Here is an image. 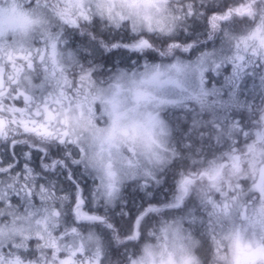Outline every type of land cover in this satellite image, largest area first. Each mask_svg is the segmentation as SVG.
I'll use <instances>...</instances> for the list:
<instances>
[{
	"label": "snow or ice",
	"instance_id": "6c2138e0",
	"mask_svg": "<svg viewBox=\"0 0 264 264\" xmlns=\"http://www.w3.org/2000/svg\"><path fill=\"white\" fill-rule=\"evenodd\" d=\"M196 3L0 0V148L11 154L20 150L13 146L23 144L34 161L19 164L11 182L0 174V182L11 185L0 197V264H99L83 258L85 237H77L75 230V239L58 231L61 212L50 181L61 168L66 174L70 165L82 166L97 175V194L103 190L111 199L126 177L143 174L145 184L158 180L153 167L173 152L161 139L165 125L159 112L148 110L162 103L155 90L163 73L146 66L143 72L103 79L107 72L96 66L106 69L117 49L132 48L137 40L136 51L151 47L149 34L171 33L178 22L197 15ZM206 8L201 5V13ZM210 16L213 26L248 24L242 38L264 49V0H224ZM52 18L75 29L90 28L72 44L74 50L83 45L76 51L78 72L64 66ZM101 22L116 37L101 32ZM246 52L264 56L255 48ZM242 135L244 141L236 140L228 152L210 160L198 159L199 166L180 179L185 197L199 193L209 208L199 226L163 217L128 233L112 225L122 246H115L111 235L104 239L119 264H264V133ZM76 191L80 219L106 223V217L88 211L86 194ZM196 204L193 196L189 206ZM17 247L38 251L25 260L12 254Z\"/></svg>",
	"mask_w": 264,
	"mask_h": 264
},
{
	"label": "flooded vegetation",
	"instance_id": "af4514ba",
	"mask_svg": "<svg viewBox=\"0 0 264 264\" xmlns=\"http://www.w3.org/2000/svg\"><path fill=\"white\" fill-rule=\"evenodd\" d=\"M223 3L224 0H197V15L187 21L178 22L171 35L149 34L148 39L151 41V47L136 51L135 48L139 47V40H137L132 48L125 49L122 47L117 49L118 54L112 57L106 69L104 65H98L96 70L106 71L108 75L102 78L108 79L122 68L134 67L136 62L141 64L143 60H148L150 63H157L150 61L152 60L151 58L157 56L164 58L175 54H182V57H185L198 53L203 49L205 52H211L212 60L215 58L219 59L220 57H213L212 53L218 50L216 47L222 39L230 35L233 36V41L238 42L240 40L239 36L246 30H250L248 24L234 23L232 21L224 24L217 22L216 26H213L210 13L213 10L222 9ZM201 5H207L203 13H201ZM193 23L202 24L204 31L191 32V24ZM52 29L53 34L60 43L64 66L69 70L78 72L76 51L83 50V45L78 44L77 49L74 50L72 44L75 36L79 35L82 38L83 33L89 31L90 28L82 26L81 29H75L71 25L60 23L55 18H52ZM100 31H109L112 37H116V33L105 28L103 22L100 24ZM191 40H193L192 43ZM239 45L243 46V49L238 48ZM253 48L264 54V49H260L256 42L251 45L237 43L234 49L224 56V64L220 63V66H217V60L205 72L206 100L212 102L211 105L209 104L205 108L204 112L209 134H214L213 136L218 137V144H221L223 137L228 134L231 136L230 144L216 147L220 152H228L236 140L244 141L246 137L242 135V132H248L249 138H254L256 132L264 133V56L246 52V50ZM105 54L108 55L107 52ZM238 57H243V59ZM188 103L186 109H179L178 112L187 110L188 114H191V102ZM3 143V141H0V144ZM13 147H18L20 149L19 152L13 151L9 154L3 148H0V174L3 175L6 182H11L12 174L16 171L19 164L24 162L34 163L32 161V153L23 144ZM72 154H75L74 151ZM174 163L178 162H173L172 164ZM25 166L27 167V164ZM31 172L32 169L29 168L28 173L25 174V179H27L28 175H31ZM165 172L162 171L161 175L157 176L158 180L156 182H160V187H157L154 192L153 189L157 184L151 183V181L145 184V177L141 174L137 175L134 180L130 181L132 183L127 182L122 188L121 200L119 199L117 204L115 203L111 206L106 201V195L97 194L96 189L99 181L95 174L93 176L87 169L82 166L77 167L75 164L70 165L66 174L65 169H59L55 173L56 179L50 181L49 184V187L55 190L54 194L57 199L54 203L61 212L58 231L73 237V231L75 230L77 237L86 238L84 259L99 260V264H116L117 258L111 255L108 243L104 239L106 234L111 235L113 244L118 247L122 246L119 243L121 237H118L112 229L113 224H118L123 233H128L137 224L141 228L147 229L158 223L159 219L166 216V214L175 215V212H173L174 208H172L174 204L168 200L175 187H178V183L184 174L172 178L173 185L164 197L163 191L165 189L162 188L161 191V180L163 181L162 174ZM166 180L169 181L170 178ZM6 182H0V197L5 196L11 186L10 183ZM174 183L176 186H174ZM77 188L86 194V201H91V208L88 211L95 213L97 216L106 217V223L97 224L92 221V224L88 225L80 219L74 209L75 199L78 195ZM135 193L141 196L144 195L145 198L142 200L133 198ZM153 194L154 196H152ZM192 198L193 194L191 195ZM185 199V196L181 197L179 203L183 204ZM23 205L24 201H21V204L17 205V207L19 208ZM166 205L170 207H166ZM152 207L159 208L161 211H149ZM202 208L206 211L209 210L206 204H203ZM199 213L204 215L207 212ZM195 214H198V212H193V216ZM193 220L196 223L193 225L199 226L203 218L202 220ZM87 241L90 242L86 244ZM131 250L129 249V251ZM37 251L38 249L36 248L17 247L12 251V254L27 260L35 257Z\"/></svg>",
	"mask_w": 264,
	"mask_h": 264
},
{
	"label": "rangeland",
	"instance_id": "374dc122",
	"mask_svg": "<svg viewBox=\"0 0 264 264\" xmlns=\"http://www.w3.org/2000/svg\"><path fill=\"white\" fill-rule=\"evenodd\" d=\"M248 31L249 30H246L239 36L240 40L238 42L233 41V36L230 35H227L225 39H222V41L219 42V45L216 47L218 50L212 53L213 57H220L219 59L215 58L214 60H212L211 52H205L203 49L198 53L190 54L189 56L185 57H182V54L167 56L162 59V62L159 61L157 63H150L148 60H143L141 64H137L136 62L134 67L122 68L116 71L115 75H118L121 72H143L145 70V67L147 66L149 69L158 68L159 71L163 73L162 81L158 88L155 90L156 95L158 96L159 100L162 101V103L156 105L155 109L149 107L148 110L159 112L160 117L164 121L165 125V134L161 137V139L164 140V142L171 149H173V152L164 154L163 164L156 165L152 169L156 176H160V173L162 171L165 172L168 168V170L162 174L163 181L161 180V191L162 188L165 189V191H163L164 197L173 185L172 178L174 176L178 177L180 175H183L185 171L191 170L193 167H198L199 165L195 163V161H197L198 159L203 158L210 160L214 156H219L220 154L225 153L220 152L216 147L230 144V134L222 138L221 144L217 143L218 137L213 136L214 134H209V129L204 112L205 108L209 104L211 105L212 102L206 100L205 72L206 70H209L210 65L214 64L217 60V66H220V63L224 64V56L229 53L230 50L234 49L235 44L245 43V45H251L253 42H255L251 40L245 41L242 38V36ZM173 32L174 30L171 33L163 34L171 35ZM239 48L243 49V46L239 45ZM128 69H130L131 71H127ZM188 102H191V110L193 111V113L187 114L186 116L184 112H178V110L186 109V106L189 104ZM191 117H193V120L198 123L197 129L201 130L198 134V137H203V139L198 140L199 144L196 146L194 145L192 149ZM187 119L190 122H187ZM173 162L178 163L172 164ZM88 172L93 174V176L95 174L90 170H88ZM141 175L143 176V174ZM136 177L137 175H135L134 177H126L120 191L113 198H107L106 201L109 202L111 206H113L115 203L117 204L119 199L121 200L120 194L124 185L127 182L132 183L130 181L134 180ZM167 178H170V180L167 181ZM151 183L157 184V186L154 185L156 187L153 189V192L157 187H160V182L151 181ZM174 186H176V184ZM100 193L105 195L103 190H101ZM152 196H154V194ZM183 196L185 195L179 190L178 183V187H175L174 192L168 200L169 202H173L174 204L172 208H174L173 212H175V215L169 213L163 217L166 219H181L186 225H193L195 223L193 219H204V215L200 214L199 212H208V210H203L202 205L204 203L200 194L193 193L197 204L191 206H189L191 195L186 197L183 204L179 203L180 198ZM133 198L142 200L145 198V196H141L140 194L135 193ZM193 212H198V214H195L193 216ZM86 224L91 225L92 221H87ZM193 226L197 227V225ZM89 242L90 241H87L86 244Z\"/></svg>",
	"mask_w": 264,
	"mask_h": 264
},
{
	"label": "trees",
	"instance_id": "16d2710c",
	"mask_svg": "<svg viewBox=\"0 0 264 264\" xmlns=\"http://www.w3.org/2000/svg\"><path fill=\"white\" fill-rule=\"evenodd\" d=\"M203 31L204 30H203V25L202 24H200V23L199 24L198 23L191 24V32H203ZM192 41L193 40H191V43H192ZM156 58H158V59H156ZM151 59L152 60H150V61H152V62L163 61L162 60L163 58L158 57V56L157 57H152ZM183 112L187 116L188 112L187 111H183ZM192 113H193V111L191 110V114ZM166 116H168V115H166ZM187 122H190V121H188V119H187ZM197 125H198V123L193 120V117H191V149L193 148L194 145L196 146V145L199 144L198 140L203 139V137H198V134L200 133L201 130L197 129L198 128ZM116 264H119V260L118 259L116 261Z\"/></svg>",
	"mask_w": 264,
	"mask_h": 264
}]
</instances>
